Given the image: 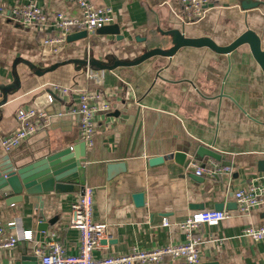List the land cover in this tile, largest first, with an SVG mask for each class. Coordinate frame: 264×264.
<instances>
[{"label": "crops", "instance_id": "crops-1", "mask_svg": "<svg viewBox=\"0 0 264 264\" xmlns=\"http://www.w3.org/2000/svg\"><path fill=\"white\" fill-rule=\"evenodd\" d=\"M91 1L114 9L113 24L119 26L123 39L94 32L67 42L54 54L44 38L58 35L59 30L24 27L10 20L1 23L0 157L9 154L26 163L50 149L76 145L81 141V117L68 112L77 100L75 91H101L110 110L95 114V145L82 158L87 168L85 186L94 192L93 219L107 225L95 257L185 242L187 233L180 223L195 210L217 209L222 203L219 210L229 211L230 216L217 226L202 225L199 233L223 241L202 245L201 264H264V240L244 235L246 227L264 225V205L241 213L235 200V193L251 178L264 174V70L249 44L230 53L185 46L173 56L157 55L137 65L92 68L100 81L88 77V66L82 62L111 64L115 59L134 60L155 47H170L172 37L165 32L171 29H180L188 37L210 36L220 45H229L252 29L264 49L262 8L243 6L244 1L256 0H218L204 17L195 19L181 0ZM1 2L7 7L35 3L48 12L81 15L79 5L68 0ZM64 88H68L65 97ZM29 104L47 111L46 126L7 152L1 137L18 127L16 111ZM202 145L221 153L222 159L195 160L194 151ZM178 149H190L184 164L174 158L157 165L149 162ZM114 162L126 163V171L109 179L108 164ZM191 162L215 163L230 167L231 172L217 171L197 181L191 177L195 168L187 169ZM82 192L76 186L72 192L44 194L42 209L27 197L12 205L0 197V218L16 220L21 236L14 249L0 251V264H34L31 256L49 240L51 230L68 253H78V231L68 221L71 205ZM138 192L144 193L142 206L134 199ZM40 213L53 220L43 237L37 229ZM164 217L169 225H164ZM25 230H33L34 240L23 239ZM162 264L174 263L166 258Z\"/></svg>", "mask_w": 264, "mask_h": 264}, {"label": "built area", "instance_id": "built-area-1", "mask_svg": "<svg viewBox=\"0 0 264 264\" xmlns=\"http://www.w3.org/2000/svg\"><path fill=\"white\" fill-rule=\"evenodd\" d=\"M77 3L81 15L74 17L64 12H48L44 7L35 3H15L5 6L0 0V25L10 20L24 27H39L45 30L57 29L58 35H48L44 44L50 47V53H58L67 43L69 34L86 30L89 34L98 29L112 25L116 21V14L111 6H96L91 0H68ZM218 0H181L184 10L195 19L205 16L209 6ZM264 12V0H258ZM88 77H101L87 67ZM55 87H58L57 85ZM62 95L68 96V88L61 89ZM77 100L71 105L68 112L79 114L80 140L86 143L87 149L95 145L96 121L95 114L110 110L109 103L101 91L76 89ZM18 127L5 133L1 137V144L5 151L11 152L20 147L30 136L36 134L46 126L48 113L44 108L36 105L21 106L16 111ZM192 161H195L194 159ZM195 168V173L205 177H213L217 171L231 172L230 167L221 168L217 164L198 165L191 162L187 169ZM238 210L241 213H250L264 205V174H257L250 183L235 193ZM94 214V192L92 188L84 187L83 192L72 203L68 225L78 231L79 250L76 254L67 252L66 247L58 240L57 232H49V240L42 247H36L38 260L36 264H162L169 258L174 264H201V247L205 243L221 244L223 239L214 235L205 236L199 233L202 225L217 226L230 216L229 211L206 209L193 211L180 223L187 233V240L153 249L133 248L130 252L118 255H109L97 258L94 255L100 241L107 234V225L96 223ZM164 225H169L167 217L163 218ZM16 220L0 218V251L14 249L21 236ZM48 231V230H47ZM46 231V232H47ZM44 233V235L46 234ZM244 235L254 241L264 240V225L248 226ZM23 239L34 240L33 230L23 231Z\"/></svg>", "mask_w": 264, "mask_h": 264}, {"label": "water", "instance_id": "water-1", "mask_svg": "<svg viewBox=\"0 0 264 264\" xmlns=\"http://www.w3.org/2000/svg\"><path fill=\"white\" fill-rule=\"evenodd\" d=\"M260 2H243L245 8L258 7ZM98 34L116 35L117 39H123L120 28L117 24L108 25L96 31ZM172 37V45L170 47H155L145 51L140 57L134 60L115 59L111 64L101 63L97 60H83L91 69H115L119 66L137 65L145 60L157 56H173L180 48L185 46L192 47H209L219 53H230L238 47L249 44L252 54L257 62L264 70V49L262 48L261 37L252 29H247L239 37H237L229 45H220L210 36L188 37L180 29H171L166 31ZM89 33L86 30L74 32L68 35L67 42H74L87 38ZM55 65L52 68H56ZM50 70V69H49ZM190 149H178L166 155L152 157L149 162L151 165H157L166 159L174 158L178 163L184 164ZM87 156V147L84 141H80L76 145L60 148L53 151L50 149L43 156L32 159L26 163H20L22 159L12 158L9 154L0 157V197H2L7 205L23 202L25 198L42 209L44 202L42 196L51 192H72L76 190V186L84 189L86 185V165L83 164L82 158ZM195 160L201 157H211L221 160L222 155L218 151L206 146H199L194 151ZM126 171V163L114 162L108 164V178H113L117 174ZM191 177L197 181H203L204 177L191 173ZM137 206L144 204V193L138 192L134 194ZM217 209H223V204L216 206ZM53 220H47L40 213L37 229L40 236L43 237ZM43 240V239H42ZM31 258L34 264L37 263L38 256L34 253ZM204 264H217L204 263Z\"/></svg>", "mask_w": 264, "mask_h": 264}]
</instances>
